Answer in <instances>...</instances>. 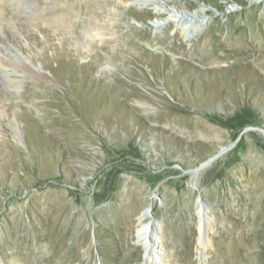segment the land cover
I'll use <instances>...</instances> for the list:
<instances>
[{
	"label": "rangeland",
	"instance_id": "obj_1",
	"mask_svg": "<svg viewBox=\"0 0 264 264\" xmlns=\"http://www.w3.org/2000/svg\"><path fill=\"white\" fill-rule=\"evenodd\" d=\"M163 1L0 0V264H264V68L218 46L264 0ZM175 6L208 10L189 41ZM127 185L155 195L147 262Z\"/></svg>",
	"mask_w": 264,
	"mask_h": 264
},
{
	"label": "bare ground",
	"instance_id": "obj_2",
	"mask_svg": "<svg viewBox=\"0 0 264 264\" xmlns=\"http://www.w3.org/2000/svg\"><path fill=\"white\" fill-rule=\"evenodd\" d=\"M102 1H101V3H102ZM142 1H144V2H146V4H149V5L152 6V7H148L147 6V7L144 8V9L152 10V12H154L155 10H159L158 9V6L160 4L167 5L166 4V1H163V0H142ZM99 2H100V0H90V12L89 13L91 14V16H95V14L97 12V9L100 8V4L101 3H99ZM103 3L106 4V1L103 2ZM117 5H118L117 6L118 8H119V6H121V4H118V3H117ZM165 9H167L166 11H169V12L172 11L173 13L176 12V13H179V14H182L183 15V20L185 22L184 21H183L184 23L183 22H181V23L179 22V24L177 25V28L183 32V37H185L186 41H189L191 38L194 37V35L197 34V31H198L197 28L199 26V22L203 20L204 13L208 11V10H206L204 12L203 9L202 10L199 9V10H197L196 13H193V12L190 13V12H188L186 10H183V8H181L180 6H175V9L176 10H172V9H168V8H165ZM114 11L116 12V10H114ZM165 13L166 12H162V14H165ZM258 24H260V23H258ZM263 30L262 31L260 30L261 33H259V35L257 33V37H255L254 34H253L254 35L253 36L251 34L250 35H245L243 32L242 33H239V35H238V41L239 42L237 44L231 45V46L228 47L227 45H224L221 41H218V44H219L218 46L222 47L221 50L224 53H226V51H227V53L239 54V55L243 56V58H245L247 60L251 58L253 61L257 62L259 64V66H261L262 68H264V31ZM186 32H188L190 34H187ZM138 33L141 34L142 33L141 30L135 29V31L131 34V36L128 37V38H126V39H124L123 41H121V37H120L119 34L118 35H115V36L113 35V37L111 39H109V40H106L105 39V44H103V45H105L106 52H108L110 54H111V52H113V50L110 48L108 42L109 43L115 42L116 44H118L120 46L133 44L134 47H136L138 49H143L144 46H142L139 43V41H138L137 38L135 39V36H137ZM143 34H146V35H148V36L151 37V35L148 33L147 30L146 31H143ZM153 38H155V39L158 38L157 39L158 42L165 43L168 39H170V35H168L167 33H164L160 37H157V35H154ZM168 48H169V46H168ZM144 50H145V48H144ZM134 51H135V48H134ZM217 54H218L217 56L219 58V56L221 54L220 53H217ZM230 56H231V54H230ZM245 59H243V60H245ZM132 96H133V99L140 98L139 101H147V100H150L147 96L142 95V94L135 95V93L132 92V93H130L128 95V97L131 98V99H132ZM225 149H226L225 146L221 147L219 149V152H218L219 155H221L223 152H225ZM213 157H215V156H213ZM208 161H211V160H208ZM208 161H206L204 163H201L198 167L195 168V170L192 171V173L193 174H200L201 171L208 165V163H207ZM130 187H132V186H130ZM130 187H129V185H127L126 188L121 193L120 206L116 210L117 213H116V216L114 218L115 219L114 222L116 223V227L118 229H121L122 230L125 227H128L129 224L132 223L133 218H135V220H136V229H135V233H134L135 240H136L135 241V244L138 245V246H140V248H142L145 262H147L149 260V256L150 255L152 256V251H151V249H149V246L148 245L150 243H152L153 244V248H154L155 246H157V245H155L156 242H158L157 241V238L155 236V232H154L155 229H156L155 223H154V219L151 218L152 217V202L155 199V195L151 194L148 197L149 200H150V203L148 205H146L145 207H143L142 209L140 208L138 210L136 208L135 204H134V200L138 199V200H141L143 202V198H142L141 195L144 193V191L142 189H140V188L134 190V189H132ZM98 197L99 196H97V198ZM139 197H141V199ZM263 224H264V218L262 220H260V221L257 222V225L258 226H261ZM201 226H202V220L199 219V222H198V230H199V228ZM200 237H202V236H199L197 238L198 242L201 241V238ZM154 252L155 253H158L157 250H154Z\"/></svg>",
	"mask_w": 264,
	"mask_h": 264
}]
</instances>
